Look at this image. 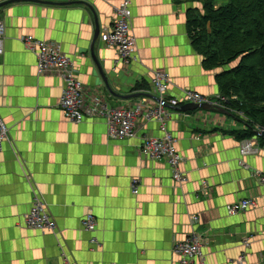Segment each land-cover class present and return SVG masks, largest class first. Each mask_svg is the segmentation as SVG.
Returning <instances> with one entry per match:
<instances>
[{"label":"crops","instance_id":"obj_1","mask_svg":"<svg viewBox=\"0 0 264 264\" xmlns=\"http://www.w3.org/2000/svg\"><path fill=\"white\" fill-rule=\"evenodd\" d=\"M39 1L0 8V118L10 134L0 151V264H178L175 243L191 232L205 237L209 264H264V186L258 177L264 140L254 138L256 152L243 156V140L230 132L246 125L230 112L167 107L168 129L188 179L176 184L165 159L139 152L143 135L162 136L158 122L141 114L137 138L111 140L103 118L69 121L59 107L62 79L39 74L35 55L21 41L31 35L60 44L74 61L87 104H143L146 113L158 105L150 84L154 72L170 75L169 98L186 89L214 98L220 95L217 73L203 67L187 30L186 13L199 9L200 0H131L138 61L121 62L100 35L95 45L112 91L91 47L97 26L100 34L113 28L122 0ZM37 196L57 222L56 233L22 225ZM244 199H255L257 206L229 215L228 205ZM89 213L97 219L94 234L82 225Z\"/></svg>","mask_w":264,"mask_h":264},{"label":"built area","instance_id":"obj_2","mask_svg":"<svg viewBox=\"0 0 264 264\" xmlns=\"http://www.w3.org/2000/svg\"><path fill=\"white\" fill-rule=\"evenodd\" d=\"M68 2L72 0H67ZM117 19L113 28L100 34V39L106 47L116 48L119 60L125 64L138 61L137 42L132 34L133 13L132 1L122 0L116 8ZM4 35L5 26L0 20V57L4 55ZM25 48L35 55L37 60V71L39 74H55L59 76L64 85L59 102V107L65 117L74 123H82L87 119L103 118L106 122L107 135L111 140H131L138 137V118L144 114V121L158 122L162 136L159 138L149 135H143L139 143V152L144 157L154 160L165 159L171 170L172 179L176 184H184L188 181L187 176L181 171L180 165L183 157L176 149L177 139L169 131L167 121L169 119L167 107L180 108L187 104L201 105L208 103L230 113L240 116L246 122L249 119L243 112L231 110L228 106V98L221 94L212 98L206 97L195 90H183L179 97H168L169 87L172 85V79L166 72H154L150 84L154 94L158 98V105L142 113L145 106L136 105L133 108L117 107L110 108L104 102L87 104L85 97L84 84L75 75V65L63 50L60 44L51 41L37 39L31 35L23 36L21 39ZM236 99V97H232ZM259 133L264 131L263 128L257 129ZM258 133V134H259ZM10 141L8 127L0 118V151L3 150L5 143ZM255 141L245 139L241 147L243 156L255 153ZM261 185L264 186V171L258 172ZM207 186V182L203 181ZM140 181L138 178L133 180V194L139 193ZM257 206L255 199H244L239 202L228 205L229 215L246 212ZM191 219L197 223L199 218L192 216ZM22 225L28 229H35L42 232H57V222L50 215L44 201L37 196L33 200V205L28 213L23 216ZM85 231L94 234L97 230V219L89 213L82 220ZM94 246H100V242L94 238ZM206 241L205 237L196 232H191L184 239L175 243L174 253L177 255L178 264H209L204 253ZM249 246V242H245Z\"/></svg>","mask_w":264,"mask_h":264},{"label":"trees","instance_id":"obj_3","mask_svg":"<svg viewBox=\"0 0 264 264\" xmlns=\"http://www.w3.org/2000/svg\"><path fill=\"white\" fill-rule=\"evenodd\" d=\"M200 2L204 6L203 14H199L198 9H189L186 13L192 46L202 56L206 70L215 71L239 61L227 71L217 73L215 80L220 94L229 99L227 106L243 112L249 119L246 122L231 113L246 129L230 133L239 140L251 139L257 136L258 128H264V108L248 110L246 107L255 101L264 102V0H228L219 6L218 0ZM242 36L252 43L244 45ZM212 38L215 41L210 43ZM239 38L240 45L226 53L225 46ZM218 42L219 47L214 45ZM259 139L264 140V137Z\"/></svg>","mask_w":264,"mask_h":264},{"label":"water","instance_id":"obj_4","mask_svg":"<svg viewBox=\"0 0 264 264\" xmlns=\"http://www.w3.org/2000/svg\"><path fill=\"white\" fill-rule=\"evenodd\" d=\"M19 1H23V0H11V1H8V2L1 3L0 4V8L5 7V6H7V5L11 4V3L19 2ZM32 1L38 2V3H43V1H39V0H32ZM62 4H71V3H62ZM99 35H100V31H99V28L97 26V29H96V32H95L94 41H93V44H92V47H91L92 55L94 57V61H95L96 65H98V67H99L100 73H101V75H102V77H103V79L105 81V84L107 85L108 89L110 91H112L111 87H109L107 76L103 72V70L100 67V65H99V63H98V61L96 59V56H95V45H96V42L99 39ZM196 110L216 111V112L223 113V114H229V112L226 109H222L220 107H217V106H214V105H211V104H208V103H203L201 105L187 104V105H184V106L181 107V111H183V112H193V111H196ZM258 135H260L261 137H264V131H262Z\"/></svg>","mask_w":264,"mask_h":264},{"label":"rangeland","instance_id":"obj_5","mask_svg":"<svg viewBox=\"0 0 264 264\" xmlns=\"http://www.w3.org/2000/svg\"><path fill=\"white\" fill-rule=\"evenodd\" d=\"M228 0H225L224 2H227ZM201 3V2H200ZM198 13L199 14H203L204 13V6L201 4V6H200V8L198 9ZM207 27V29H208V32H210V28H209V26H206ZM206 27H205V29H206ZM245 28L247 29V26H245ZM240 40H241V38H239V39H237L236 40V42L235 43H233V44H227L226 46H225V51H226V53H227V51H231L232 49H236L237 47H238V45H240ZM242 40H243V44L244 45H248V44H250V43H252L251 41H249L246 37H244V36H242ZM208 41H209V39H208ZM212 41H215L214 40V38H212L211 40H210V43L212 42ZM214 45H216L217 47H219L220 46V44H219V42L217 43V44H214ZM239 61L237 60L236 62H233V63H231V64H229V65H224V66H221L220 68H218V69H216L215 70V72L216 73H221V72H224V71H227L228 69H230V68H232L235 64H237ZM238 101V100H237ZM246 107H247V109L248 110H252V109H255V108H264V102H258V101H255V104H248V105H246ZM234 110H236V109H234Z\"/></svg>","mask_w":264,"mask_h":264},{"label":"bare ground","instance_id":"obj_6","mask_svg":"<svg viewBox=\"0 0 264 264\" xmlns=\"http://www.w3.org/2000/svg\"><path fill=\"white\" fill-rule=\"evenodd\" d=\"M264 129V128H263ZM257 133H259V131H257Z\"/></svg>","mask_w":264,"mask_h":264}]
</instances>
